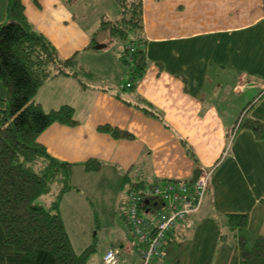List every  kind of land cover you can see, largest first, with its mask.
Masks as SVG:
<instances>
[{
    "label": "crops",
    "instance_id": "1",
    "mask_svg": "<svg viewBox=\"0 0 264 264\" xmlns=\"http://www.w3.org/2000/svg\"><path fill=\"white\" fill-rule=\"evenodd\" d=\"M142 2L148 63L130 89L122 87L129 68L107 46L109 34L97 36L101 48L91 43L103 15H121L117 0L71 6L22 0L28 19L60 56L75 55L87 71L53 77L40 87L36 100L43 108L69 105L76 123L55 121L38 141L51 156L74 164L72 181L87 184L90 178L115 180L130 188L138 180H186L196 167L211 169L195 226L177 224L159 264H243L241 232L230 228L228 216L248 214L243 233L250 241L264 236V137L241 122L250 117L264 124V0ZM7 9L8 0H0V24L8 20ZM6 97L0 80V109ZM104 125L132 137H116ZM92 159L100 166L88 171L84 163ZM73 191L61 202L66 228L65 212L74 209L64 200ZM124 247L121 241L118 248ZM12 253L0 223V264ZM139 263L137 252L123 264Z\"/></svg>",
    "mask_w": 264,
    "mask_h": 264
},
{
    "label": "trees",
    "instance_id": "2",
    "mask_svg": "<svg viewBox=\"0 0 264 264\" xmlns=\"http://www.w3.org/2000/svg\"><path fill=\"white\" fill-rule=\"evenodd\" d=\"M63 1L71 6L78 0ZM117 2L122 8L121 15L114 20L103 15L91 43L98 48V34L101 31L109 34L107 46L114 48L128 66L129 81L124 85L132 89L135 84L131 81L140 79L148 63L143 2ZM7 15L8 20L0 24V80L7 89L5 105L0 109V223L14 253L7 256L6 264H87L94 248L89 246L76 252L61 210L64 195L76 188L72 184L74 164L51 156L38 141L40 133L55 121L76 123L74 110L64 105L46 111L36 100L38 90L49 79L61 75L77 77L86 70L75 55L60 56L28 19L22 0H8ZM128 83L131 85L126 86ZM144 109L149 115L162 118L156 109ZM241 122L253 128L257 138L264 137V124L260 121L245 117ZM100 128L116 137H132L128 131L110 125ZM84 164L88 171L100 166L93 159ZM198 175L196 167L187 181L193 184ZM151 182L156 180L134 181L130 188L142 190ZM248 219V214H230L229 226L241 232L243 264H264V236L250 241L243 233Z\"/></svg>",
    "mask_w": 264,
    "mask_h": 264
},
{
    "label": "built area",
    "instance_id": "3",
    "mask_svg": "<svg viewBox=\"0 0 264 264\" xmlns=\"http://www.w3.org/2000/svg\"><path fill=\"white\" fill-rule=\"evenodd\" d=\"M198 168L199 175L193 184L187 179H171L151 182L142 190L133 187L127 192L122 220L133 234L140 264H159L178 222L188 229L196 224L192 215L204 202L212 172L204 166ZM121 252L118 247L109 248L103 263H118Z\"/></svg>",
    "mask_w": 264,
    "mask_h": 264
},
{
    "label": "rangeland",
    "instance_id": "4",
    "mask_svg": "<svg viewBox=\"0 0 264 264\" xmlns=\"http://www.w3.org/2000/svg\"><path fill=\"white\" fill-rule=\"evenodd\" d=\"M98 36L104 34L100 33ZM88 180L87 184L74 178L72 184L78 190L73 189V193L67 195L64 200L68 210L74 209L65 212L67 229L74 249L81 252L93 246L94 250L89 254L87 264H104L102 258L105 252L109 248L118 247L122 241L125 247L121 248V260L116 264L131 262L137 257L138 249L131 230L122 220L125 210L122 198L130 190V185L119 186L115 180H96L94 183L91 178ZM194 226L195 224L191 228ZM166 254L165 252V258ZM165 258L162 257L161 261Z\"/></svg>",
    "mask_w": 264,
    "mask_h": 264
},
{
    "label": "water",
    "instance_id": "5",
    "mask_svg": "<svg viewBox=\"0 0 264 264\" xmlns=\"http://www.w3.org/2000/svg\"><path fill=\"white\" fill-rule=\"evenodd\" d=\"M97 47H98V48H101L102 46H101V44H98Z\"/></svg>",
    "mask_w": 264,
    "mask_h": 264
},
{
    "label": "bare ground",
    "instance_id": "6",
    "mask_svg": "<svg viewBox=\"0 0 264 264\" xmlns=\"http://www.w3.org/2000/svg\"><path fill=\"white\" fill-rule=\"evenodd\" d=\"M126 86H127V84H126ZM122 87H125V85H124V84H122Z\"/></svg>",
    "mask_w": 264,
    "mask_h": 264
}]
</instances>
